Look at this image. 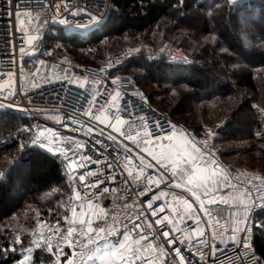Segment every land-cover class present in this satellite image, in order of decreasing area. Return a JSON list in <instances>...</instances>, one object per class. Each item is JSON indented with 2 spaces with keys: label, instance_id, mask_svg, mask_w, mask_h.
<instances>
[{
  "label": "snow or ice",
  "instance_id": "snow-or-ice-1",
  "mask_svg": "<svg viewBox=\"0 0 264 264\" xmlns=\"http://www.w3.org/2000/svg\"><path fill=\"white\" fill-rule=\"evenodd\" d=\"M259 2L264 8V0ZM234 3L235 0H214L213 12L223 14L225 7L230 9ZM21 6L20 0H0V18H7L3 36L4 54L9 62L5 84H0V136L5 132L11 136L14 131L19 137L15 154L0 155V187L20 181L27 174L23 159L27 153L29 159L39 157L56 166L71 192L66 202H58V209L63 211L57 213L54 223L41 220L37 212L35 227L26 230L23 237L17 233L10 247L0 246V264H9L10 260L12 264H37V258L39 264H155L153 256L164 258L160 264H264V253L257 255L252 240L254 232L264 234V196L257 202L252 195L254 181L264 184V175L249 179L247 183L251 187L232 183L231 173L222 165L220 150L215 147L220 130L230 121L226 119L215 129L205 126L200 135V129L188 132L178 128L163 113L151 119L146 115L137 118L135 113L148 105V97L135 89L131 95L136 96L140 104L122 107V96L127 93L122 92L120 85L126 78L113 75L117 66L111 62L98 70L102 74L99 79L95 75L83 79L66 77L67 85L75 84L83 89L76 95L75 105L66 104L60 93L55 92V100L61 102L59 106H36L25 91L22 74L17 79L11 70L15 67L17 43L21 58L33 54L37 48V36L31 34V29L25 31L20 26L22 17L32 16L31 12L22 13ZM187 7V0H176L173 13H182ZM60 11L58 5L52 16L53 23L81 33L83 38L64 36L61 32L54 39L87 42L97 33L109 30L117 20L111 0L107 3L96 0L94 5L73 10L72 19L60 18ZM184 15L187 18V14ZM35 19L39 20L40 14ZM259 31L257 47L264 52V26ZM246 32L251 34L253 27L247 25ZM18 35H21L19 41ZM212 40L217 37L212 36ZM142 51L129 48L128 55ZM160 51L163 53L164 49ZM220 51L228 54L239 50L229 45L221 47ZM239 67L232 64L228 72L235 74ZM109 78L110 85L114 86L111 91ZM102 80L103 88L99 87ZM85 82H90L92 91ZM127 82L133 83L130 78ZM32 88L39 89L41 84L34 82ZM61 88L67 93L63 84ZM25 99L28 105L23 103ZM47 103L49 101L45 100ZM64 107L72 108V114L62 111ZM252 107L264 123V102ZM10 110L23 113L28 119H18ZM36 117L52 120L65 128L69 124L79 125L73 127V132H81L89 138L95 134L94 147L85 151L87 139L81 142L75 137L65 138L46 124L34 122ZM165 125L169 127L166 129ZM256 135L264 139V130ZM13 142L16 143L15 139ZM261 150L264 151V147ZM93 152L105 159V165L97 170H92L91 166L99 164L100 156L94 157ZM111 184L118 187L107 186ZM114 192L120 197L121 211L104 206ZM113 203H117L116 196ZM176 204H182L183 211L174 206ZM221 204L235 209L223 224L216 211ZM214 216V225L200 227ZM17 248L20 258L14 259L12 254ZM228 249L231 255H226Z\"/></svg>",
  "mask_w": 264,
  "mask_h": 264
},
{
  "label": "trees",
  "instance_id": "trees-1",
  "mask_svg": "<svg viewBox=\"0 0 264 264\" xmlns=\"http://www.w3.org/2000/svg\"><path fill=\"white\" fill-rule=\"evenodd\" d=\"M255 1L260 5L259 0ZM175 3L176 0H111L117 20L109 30L97 33L87 42H81L54 39L61 32L64 36H77L67 35L60 28L54 27L46 35L45 48L53 57L58 56L57 51L64 49L62 52L73 56L74 59L70 60L75 63L98 64L104 59L98 62L87 59L97 58V55L104 56L113 50L112 45L116 40L130 32L140 35L143 28L147 31L145 40H150L159 48L151 53H161L160 50L164 49L161 53L163 55L169 47H160L166 43L184 49L192 61L188 66L169 65L162 58L148 61L145 54L150 51L143 50L142 53L134 54L121 70L133 76L140 88L141 80L158 82L156 93L160 97V103L171 105L169 115L173 119L174 114H183L184 119L179 122L191 131H202L205 126L215 129L216 125L228 118L230 122L220 130V136L215 140L222 145L219 150L223 161H227L234 171L264 170V151L261 150L264 139L256 135L258 131L264 130V123L256 114L257 110L252 107L264 102V52L257 47L259 43H255L256 46L253 47L241 39L243 28L240 14L244 10L241 5L245 2L233 4L230 9L225 7L223 14L213 12L214 0H187L188 7L182 13L174 14ZM184 14H187V18ZM193 15L200 16V26L189 24ZM254 18L252 20L256 26H264L262 14ZM132 21H140L142 25L137 26ZM220 25L223 30L219 29ZM255 32L254 37L259 36L260 31ZM212 36H216L217 40L213 41ZM229 45L233 50L239 51L221 53L220 48ZM232 64L240 66L235 74L228 72ZM134 68L139 71L141 68V74L134 72ZM151 76L156 77V80ZM156 93H147L154 106L153 95ZM181 94L190 96L192 106L178 113L177 109L181 108L176 106L183 100ZM14 114L18 119H23L15 112ZM236 122L243 125L240 130L233 127ZM14 139L16 143L13 142ZM18 143L19 137L14 131L11 136L5 132L0 136V155L15 154ZM23 159L27 169L23 179L0 187V246L3 247H10L17 233L23 237L26 230L35 227L37 212L40 213L41 220L54 222L57 213L63 211L58 209V202H66L71 192L66 178L56 166L39 157L29 159L27 153ZM253 246L257 255L264 253V234L254 232ZM12 255L14 259H19V248ZM9 264H12V260Z\"/></svg>",
  "mask_w": 264,
  "mask_h": 264
},
{
  "label": "built area",
  "instance_id": "built-area-1",
  "mask_svg": "<svg viewBox=\"0 0 264 264\" xmlns=\"http://www.w3.org/2000/svg\"><path fill=\"white\" fill-rule=\"evenodd\" d=\"M96 0H20L21 7L20 11L22 13L31 12L32 16L29 17H22L20 21V26L25 30L28 31L29 29L32 30L31 34L37 36V48L31 55H25L23 58L19 56L18 48L19 43H17V53L15 55L14 64L15 67H13L11 70L16 73L17 79L22 74L23 76V84L25 91L28 93V95L34 100L36 106L39 107H48L51 108L53 104L59 106L60 101L55 100V92H59L61 97L64 98L65 103H72L75 105V97L78 93L82 92L83 89H80L77 85H67L66 83V77L70 78H77L80 77L83 79L84 76L89 75H95L96 78L101 77V73L98 72L100 68L106 67L109 62H111L113 65L117 66V70L113 72V75L125 77V82L120 85L121 90L123 93H127L126 95L122 96L121 99V106L122 107H128L129 104L131 105H139L140 101L138 98L134 95H131V93L138 89L142 91L147 97L148 95L143 91L140 86L138 85L137 81L133 76H131L128 72H124L121 70V67L126 64L127 61L132 59L134 57V53L129 56L128 50L125 52H117L113 53L112 55L107 56L104 60L98 62V64H78L70 59H66L64 57L60 56H51V53L49 50L45 48V40L46 35L52 31L54 27L60 28L63 30L65 34H72L77 36H83L81 33L77 32H71L68 31L66 26L61 25L59 23H53L52 16L57 11V6H61L60 11V18H68L72 19L71 13L73 10L79 9V8H86L89 5H94ZM105 3H107V0H105ZM101 11H104V6L101 5ZM37 14H40V19H35L37 17ZM7 18H0V82H5L6 79V73L9 70V62L5 58L4 49H5V43H4V36L3 33L5 31L4 25L6 23ZM86 23V21H83ZM21 39V35L17 36V41ZM27 48V45H25ZM29 51H31L29 49ZM146 59L149 61H155L159 59H163L164 62L167 64L172 65H178L181 67L188 66L192 63L191 58L186 54L184 49L178 47L169 48L163 55L161 53H146L145 54ZM173 58H176L173 60ZM40 61H44L45 63L42 65ZM117 61H120L121 64H117ZM21 66H22V73H21ZM127 78H130L133 83L129 84L127 82ZM110 80L107 82L109 85V90H112V87L110 85ZM34 82H39L41 84V88L39 89H33L32 84ZM86 87L89 88V91H92V87L89 86L90 82H85ZM64 85L65 88L68 89L67 93L61 88V85ZM105 86V82L102 80L99 87L103 88ZM42 96L44 99H42ZM2 99V97H0ZM45 100L49 101V103L45 104ZM25 105H28V100L25 99L23 101ZM101 103H103V100H101ZM149 108L152 109V111H149ZM13 111L14 110H10ZM62 111L68 112L69 114H72L73 109L69 107L62 108ZM23 119H28V117L19 112H15ZM166 114L167 119L171 120L172 122L176 123L178 125V128L186 129L188 132L191 131L187 126L182 124L181 122L177 121L176 119H173L172 116L169 115L168 112L156 108L154 105L151 104L148 98V105L144 106L143 109L135 113V116L138 118L140 115H146L148 118H153L157 114ZM228 119V118H227ZM36 123H40L41 125H47L50 127L53 131L57 133H62L65 138L68 137H75L77 141H84L87 139V151L88 149H91L94 147V138L95 134H92V138L86 137L81 132H73V127H79V125H71L67 128L63 127L62 125L52 121L47 120L45 121L44 118L36 117L35 121ZM169 126L165 125V128L167 129ZM86 132V129L84 130ZM104 139V138H100ZM5 141V139H3ZM105 143H109L108 141H104ZM217 149H219L217 146H215ZM94 157L100 156V162L99 164H96L92 167V170L100 169L101 165H105V159L104 156L101 155L98 152L91 153ZM219 159L224 166L225 169H227L231 173V182L235 183L237 185H243V188L251 187L247 183L249 179H251L253 176L256 175H264L263 173L255 174L248 171H234L232 170L228 164L223 161L221 158L220 152H219ZM124 158L121 157L120 163L123 164ZM126 174V173H125ZM254 187L252 195L256 197L257 202H259V197L264 196V184H261L260 181H254ZM113 189L117 188L118 186L115 184L107 185ZM241 188V191L243 190ZM257 189L259 190V193H257ZM113 196L117 197V203H113ZM113 196H109V198L104 202V206L107 208L109 206H112L116 211H121L120 209V197L117 193H113ZM170 202H172V198H169ZM251 203V201H249ZM232 204V201L229 200V205ZM229 205L221 204L220 207L216 210L219 212L220 215V223L223 224L229 217V213L231 211H235V209L231 208ZM176 207H179L181 211H183L184 206L182 204H176L174 205ZM223 211H226V213H223ZM55 222V221H54ZM52 222V223H54ZM187 223H192L191 221H187ZM216 223V217L214 216L211 221L205 220L204 223L200 224V227L203 229L206 227V225H214ZM209 231V234L211 233V227L207 229ZM44 231L47 233V224L45 225ZM254 236V233H253ZM193 241H195V236L193 234L192 237ZM253 240V237H252ZM194 246H198L195 245ZM221 247H223L221 245ZM254 250H256L255 246H253ZM257 253V251H256ZM174 255V254H173ZM226 255H231V249H228ZM224 257L222 256V259ZM152 259L155 261V263L160 264V262L164 259L163 257H156L153 256ZM191 259V257H189Z\"/></svg>",
  "mask_w": 264,
  "mask_h": 264
},
{
  "label": "rangeland",
  "instance_id": "rangeland-1",
  "mask_svg": "<svg viewBox=\"0 0 264 264\" xmlns=\"http://www.w3.org/2000/svg\"><path fill=\"white\" fill-rule=\"evenodd\" d=\"M245 3H243V5H241L242 9H244L241 14H240V17H241V24H242V32H241V39L242 41H244V43L250 45V46H253L255 47V43H259V39H260V36H261V33L258 31L259 28L262 26L260 24H258L256 26V23L255 21H253L255 18V16H258L259 17V14H262L264 16V9L261 8L260 5L257 4V1L255 0H245L243 1ZM194 17V18H193ZM193 17H191L189 24L195 26V27H198L202 24V21H201V18L199 15H193ZM254 18V19H253ZM253 19V20H252ZM254 22L252 23L251 22ZM131 23H134L135 25L137 26H141L142 23L139 21H135V22H131ZM247 25H251L253 27V32L251 34L247 33L246 32V26ZM223 26L220 25L219 29L220 30H223L222 29ZM142 31L140 32V35L138 34H135V33H128L129 35H126L124 37H121L120 40H116L113 45H112V51L109 52V53H105L104 56H96L97 58L93 57L91 59H87L88 61H96L98 62L99 60H102V59H105L107 56L109 55H112L113 53H117V52H125L126 50H129V48H140L144 51H150L148 53H151L152 50H155V49H159L157 48V46L153 45L152 42L150 40H145V37L144 35H146V29H143L141 28ZM259 32V36L257 35L256 37H254V35H256V32ZM253 36V37H252ZM132 44H139L138 46H132ZM164 47H169V48H173L175 47L174 45L172 44H164L163 46H161L160 48H164ZM62 51H65L64 49H61ZM60 52L57 51L56 55L60 56V57H64L66 59H74L73 56H71L70 54H68L67 52ZM159 51V50H157ZM157 53V52H156ZM135 55H137V53H134ZM138 58V57H137ZM85 60V61H87ZM148 60V59H147ZM146 60V61H147ZM149 61V60H148ZM134 72H138L139 74H141L142 72V69L140 68V71L137 69V68H134L132 69ZM131 70V71H132ZM132 71V72H133ZM153 80H156V77L154 78V76H151ZM140 85H141V88L143 91H145V93H149V92H158V82L154 83V82H150V81H146V80H141L140 82ZM168 85V84H167ZM154 96V104L156 107L166 111L169 113V108L171 105H168L167 103H160V97L156 94L153 95ZM182 96V101L179 105H177L176 107L177 108H181L180 110L177 109V112L179 113L180 111H184L185 109H188L190 106H192V99H190V96L188 94H181ZM42 118V117H41ZM174 119L178 120V121H181V119L183 120L184 119V115L183 114H174ZM239 121V120H237ZM242 124L241 123H234V128H236L237 130L241 129L242 128ZM203 134V130L200 132V135ZM215 146H217L218 148L222 149V145L221 144H217L215 142ZM227 162V161H226ZM228 163V162H227ZM240 171H244L245 170H241ZM246 171L248 172H252V173H255V174H259V173H263L264 174V170H260L259 172H255V171H251V170H247ZM223 213H226V211H223ZM157 264V263H155Z\"/></svg>",
  "mask_w": 264,
  "mask_h": 264
},
{
  "label": "water",
  "instance_id": "water-1",
  "mask_svg": "<svg viewBox=\"0 0 264 264\" xmlns=\"http://www.w3.org/2000/svg\"><path fill=\"white\" fill-rule=\"evenodd\" d=\"M243 1H245V0H235L234 4H239V3L243 2ZM0 84H5V82H0Z\"/></svg>",
  "mask_w": 264,
  "mask_h": 264
},
{
  "label": "crops",
  "instance_id": "crops-1",
  "mask_svg": "<svg viewBox=\"0 0 264 264\" xmlns=\"http://www.w3.org/2000/svg\"><path fill=\"white\" fill-rule=\"evenodd\" d=\"M231 201V200H230Z\"/></svg>",
  "mask_w": 264,
  "mask_h": 264
}]
</instances>
